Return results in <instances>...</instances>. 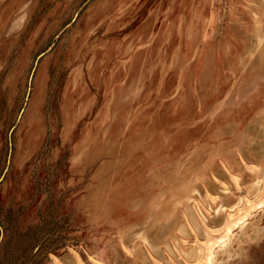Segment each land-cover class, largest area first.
<instances>
[{
    "label": "rangeland",
    "instance_id": "1",
    "mask_svg": "<svg viewBox=\"0 0 264 264\" xmlns=\"http://www.w3.org/2000/svg\"><path fill=\"white\" fill-rule=\"evenodd\" d=\"M245 1L0 0V264H264Z\"/></svg>",
    "mask_w": 264,
    "mask_h": 264
},
{
    "label": "crops",
    "instance_id": "2",
    "mask_svg": "<svg viewBox=\"0 0 264 264\" xmlns=\"http://www.w3.org/2000/svg\"><path fill=\"white\" fill-rule=\"evenodd\" d=\"M229 24L233 27L239 28L240 33H242V41L240 42L245 45V50L247 51L248 56H252L258 60L264 61V0H246L245 4L240 8L235 5L231 6L229 9L228 25ZM259 42H262L261 44L263 46L260 47ZM140 52L141 51H135V53L130 56L129 60L133 59V61L132 66H130L128 69L126 67L117 68L116 66L115 75H126V77L132 76L136 71L134 68L136 63L146 59L144 55H139ZM122 64H125V62L122 61ZM144 72V69H142V71L138 70V74H144ZM112 82L113 79L111 78L109 81L110 86ZM135 82L136 79L133 80L134 84ZM260 126L261 124H259L258 128L259 130H262ZM224 163L228 169L233 170L231 161L227 157L224 158ZM261 175L264 176V171ZM194 191L196 190H193L192 192ZM192 192L187 196V203H189V200L191 199H189V197H192L193 195Z\"/></svg>",
    "mask_w": 264,
    "mask_h": 264
},
{
    "label": "bare ground",
    "instance_id": "3",
    "mask_svg": "<svg viewBox=\"0 0 264 264\" xmlns=\"http://www.w3.org/2000/svg\"><path fill=\"white\" fill-rule=\"evenodd\" d=\"M52 264H84V262H82L76 255L66 254L61 258L56 259Z\"/></svg>",
    "mask_w": 264,
    "mask_h": 264
},
{
    "label": "water",
    "instance_id": "4",
    "mask_svg": "<svg viewBox=\"0 0 264 264\" xmlns=\"http://www.w3.org/2000/svg\"><path fill=\"white\" fill-rule=\"evenodd\" d=\"M42 56H43V55H42ZM42 56H41V57H42ZM41 57H39V58H41ZM2 179H3V178H2ZM2 179H0V182L2 181Z\"/></svg>",
    "mask_w": 264,
    "mask_h": 264
}]
</instances>
